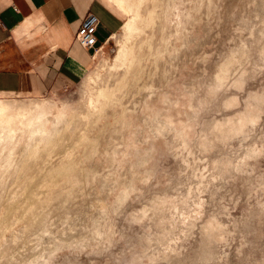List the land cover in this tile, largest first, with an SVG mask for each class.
Returning a JSON list of instances; mask_svg holds the SVG:
<instances>
[{"label":"rangeland","instance_id":"rangeland-1","mask_svg":"<svg viewBox=\"0 0 264 264\" xmlns=\"http://www.w3.org/2000/svg\"><path fill=\"white\" fill-rule=\"evenodd\" d=\"M105 1L80 83L0 94V264H264V0Z\"/></svg>","mask_w":264,"mask_h":264},{"label":"crops","instance_id":"crops-1","mask_svg":"<svg viewBox=\"0 0 264 264\" xmlns=\"http://www.w3.org/2000/svg\"><path fill=\"white\" fill-rule=\"evenodd\" d=\"M88 14L99 24L85 50L75 35ZM123 24L105 0H0V94L40 97L76 86Z\"/></svg>","mask_w":264,"mask_h":264},{"label":"built area","instance_id":"built-area-1","mask_svg":"<svg viewBox=\"0 0 264 264\" xmlns=\"http://www.w3.org/2000/svg\"><path fill=\"white\" fill-rule=\"evenodd\" d=\"M99 24L98 18L95 15L88 14L82 20L76 35L77 44L85 50L95 46V32Z\"/></svg>","mask_w":264,"mask_h":264},{"label":"bare ground","instance_id":"bare-ground-1","mask_svg":"<svg viewBox=\"0 0 264 264\" xmlns=\"http://www.w3.org/2000/svg\"><path fill=\"white\" fill-rule=\"evenodd\" d=\"M0 107L2 109L0 112H2V113L6 112V110H7V105L6 104H4L3 102H0Z\"/></svg>","mask_w":264,"mask_h":264}]
</instances>
